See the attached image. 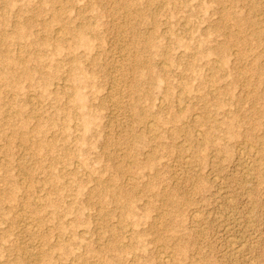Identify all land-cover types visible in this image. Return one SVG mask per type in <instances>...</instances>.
Wrapping results in <instances>:
<instances>
[{"label": "rangeland", "instance_id": "rangeland-1", "mask_svg": "<svg viewBox=\"0 0 264 264\" xmlns=\"http://www.w3.org/2000/svg\"><path fill=\"white\" fill-rule=\"evenodd\" d=\"M0 264H264V0H0Z\"/></svg>", "mask_w": 264, "mask_h": 264}]
</instances>
